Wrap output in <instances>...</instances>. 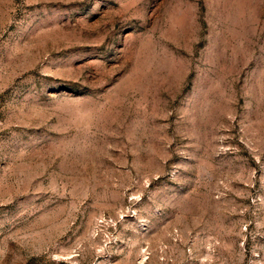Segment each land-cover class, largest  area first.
Instances as JSON below:
<instances>
[{"label": "rangeland", "instance_id": "rangeland-1", "mask_svg": "<svg viewBox=\"0 0 264 264\" xmlns=\"http://www.w3.org/2000/svg\"><path fill=\"white\" fill-rule=\"evenodd\" d=\"M0 264H264V0H0Z\"/></svg>", "mask_w": 264, "mask_h": 264}]
</instances>
